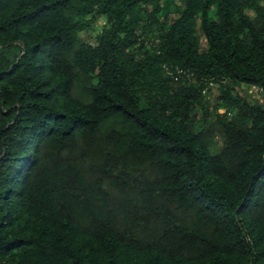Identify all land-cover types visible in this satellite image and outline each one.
Listing matches in <instances>:
<instances>
[{
	"label": "trees",
	"instance_id": "1",
	"mask_svg": "<svg viewBox=\"0 0 264 264\" xmlns=\"http://www.w3.org/2000/svg\"><path fill=\"white\" fill-rule=\"evenodd\" d=\"M170 1L0 0V264H264V0Z\"/></svg>",
	"mask_w": 264,
	"mask_h": 264
},
{
	"label": "rangeland",
	"instance_id": "2",
	"mask_svg": "<svg viewBox=\"0 0 264 264\" xmlns=\"http://www.w3.org/2000/svg\"><path fill=\"white\" fill-rule=\"evenodd\" d=\"M161 5H162V11L158 16L159 23L162 22L167 23L175 16V7L170 0H161ZM214 12H215V7L211 9L210 16L213 17ZM103 25H104V20L102 18H96L92 20L88 29L80 32V36H82L86 40H90L102 30ZM156 26L150 28L151 31L148 38H150L152 42H155L157 38ZM219 90L220 88L217 87L216 84L210 85L209 93L206 95V98L211 100V102L214 101L215 96L216 94H218ZM232 92L245 96L252 103L255 101H258L260 103L264 102V90H261L260 88H257L255 86H249L243 83H235L232 86ZM198 116L200 118V115ZM220 145H221V137L215 134V136L212 138L210 149L215 152L218 150Z\"/></svg>",
	"mask_w": 264,
	"mask_h": 264
},
{
	"label": "built area",
	"instance_id": "3",
	"mask_svg": "<svg viewBox=\"0 0 264 264\" xmlns=\"http://www.w3.org/2000/svg\"><path fill=\"white\" fill-rule=\"evenodd\" d=\"M170 74L172 73L171 71L169 72ZM175 77L177 78V76H179V75H181V74H183V73H185V72H183L182 70H180V69H178V68H176L175 69Z\"/></svg>",
	"mask_w": 264,
	"mask_h": 264
}]
</instances>
